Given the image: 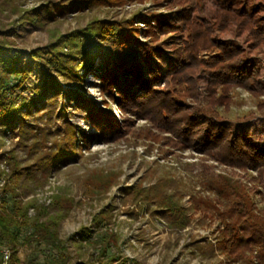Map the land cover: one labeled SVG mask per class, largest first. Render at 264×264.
Returning a JSON list of instances; mask_svg holds the SVG:
<instances>
[{
    "label": "trees",
    "instance_id": "trees-1",
    "mask_svg": "<svg viewBox=\"0 0 264 264\" xmlns=\"http://www.w3.org/2000/svg\"><path fill=\"white\" fill-rule=\"evenodd\" d=\"M143 1L45 0L30 10L14 7L18 26L46 30L48 40L27 56L0 42V163L7 160L11 165L0 188V244L14 243L21 229L29 226L26 239L51 244L57 250L56 258L51 256L42 264H67V246L57 233L70 209L66 204L72 200L56 194L44 206L34 192L43 188L57 169L77 162L92 143L126 139L137 120L164 135L160 140L164 158L173 154L171 147L204 155L245 174L252 170L263 176L264 145L253 144L250 138L264 141V101L257 103L256 123L246 120L236 125L228 114L235 89L256 99L264 95L262 69L247 57V49L264 48V16L247 2L151 0V8L134 11L128 18L92 17L75 30L61 32L57 28L69 13ZM208 2L214 11L205 18ZM230 32L243 39L245 46L218 38ZM32 65L47 73V80L28 96L23 92ZM86 74L96 80L99 104L86 102L75 91L59 96L65 83L85 86ZM72 98L78 100L75 106ZM109 103L115 105V114L109 111ZM71 118H82L86 127ZM145 130L144 137L156 136ZM6 137L17 140L10 150L3 151ZM193 166L183 164L189 172L187 178L169 174L148 186L123 187L122 205L144 209L168 230L180 232L191 224L189 209H201L198 200L193 201L194 195H190L189 207L183 205L186 189L194 180L203 188L212 185L219 205L212 216L221 227L213 242H191L197 253L213 257L218 252L230 264H264V207L246 199L251 193L264 201V193H253L221 174L213 177L205 165L193 172ZM114 183L110 174L100 185L108 189ZM29 195L33 196L27 198ZM108 209L93 218L94 226L109 222ZM30 210L34 213L28 217ZM127 212L137 215L132 209ZM78 236L86 239L90 233L80 231ZM114 261L118 260L110 258L98 264Z\"/></svg>",
    "mask_w": 264,
    "mask_h": 264
},
{
    "label": "rangeland",
    "instance_id": "rangeland-1",
    "mask_svg": "<svg viewBox=\"0 0 264 264\" xmlns=\"http://www.w3.org/2000/svg\"><path fill=\"white\" fill-rule=\"evenodd\" d=\"M42 1L45 2V0H0L2 6L0 8V42L7 43L15 51L23 52L25 56L30 50L44 45L48 40L46 30L38 29L33 25L18 26L16 23L18 13L13 10L14 7L21 10L37 8ZM227 1L232 4L250 3L254 11L264 16V3L260 1ZM221 2L223 0H215L217 4ZM151 4V0H145L141 3H128L120 7L69 13L57 24V28L61 32L75 30L85 26L92 17L128 18L134 11L151 8ZM205 6L206 11L203 17L209 18L213 14L214 5L208 2ZM161 10L164 12L166 9ZM218 38L245 46L243 39L236 38L232 32L218 35ZM247 57L262 69L260 82L264 84V48L247 49ZM31 70L23 92L28 96L33 94L34 88L40 87L47 80V73L37 70L34 65ZM81 74L84 75L85 71H81ZM95 81L91 74H86L85 86H79L75 82L65 83L59 91V96L70 90L78 92L86 102L99 104L101 96L98 88L94 86ZM260 100L264 101V95L256 99L243 89H235L232 92L231 112L228 118L236 125H241L246 120L256 123V117L259 114L256 106ZM77 101H73L72 98L71 105L75 106ZM108 109L116 113L113 103H109ZM70 110L68 112L72 113ZM70 120L83 128L86 127L82 118H71ZM145 129H148L150 133H155L156 136L152 139L144 137L147 133ZM89 132L93 133L94 130L89 128ZM163 136L162 133L149 128V124L144 120H137L126 139L92 143L89 150L84 151L77 162L57 169L43 188L35 190L34 197L39 204L44 206H47L52 196L56 194L72 200L68 205L66 204L70 209L57 233L59 239L67 246V264H98L110 258L118 260L112 264L133 262L136 264H230L218 252L213 257L199 255L191 243L194 240L199 243L213 242L218 228L221 227L212 216L219 206L214 201L217 196L212 185L203 188L197 180H194L186 189L182 198L183 205L189 207L192 202L190 195H194L193 201L197 199L201 209H189L191 224L180 232L168 230L164 223L149 217L144 209L136 210L131 205H122L121 190L132 184L151 185L163 175L171 174L176 178H187L189 172L183 167L184 163L195 165L192 168L193 172L203 169V165L208 166L210 167L208 173L213 177L219 174L224 175L241 186L246 185L248 189H252L253 193H264V174L258 177V173L252 170L245 174L218 164L204 155L171 147L169 150H172L173 154H166L164 158L162 157L164 148L161 146L163 141L160 142ZM16 140L17 137L4 138L2 150H10ZM250 141L258 146L264 145L263 140H257L254 137H251ZM10 168L11 165L7 163V160L0 163V171L3 172L0 177V188L5 183ZM110 174L116 183L108 189H103L100 184L105 176ZM32 196L29 195L27 198ZM246 199L249 203L253 201L256 207H264V201L260 195L250 193ZM107 207L109 208L107 213L109 222L101 221L99 226H94L93 218L99 216ZM130 209L134 210L137 215H128L127 211ZM33 213L30 210L28 217H31ZM30 230L31 227L25 226L14 243L4 241L0 244V264H42L51 256L56 258L57 250L51 244L26 239ZM80 231L89 232L90 237L80 239L78 236ZM70 238L75 239L76 242L71 243ZM4 249H7L10 254L7 261H4L1 255ZM101 252H104L103 256Z\"/></svg>",
    "mask_w": 264,
    "mask_h": 264
},
{
    "label": "built area",
    "instance_id": "built-area-1",
    "mask_svg": "<svg viewBox=\"0 0 264 264\" xmlns=\"http://www.w3.org/2000/svg\"><path fill=\"white\" fill-rule=\"evenodd\" d=\"M1 255L4 261H7L10 256L9 251L7 249L2 250Z\"/></svg>",
    "mask_w": 264,
    "mask_h": 264
}]
</instances>
